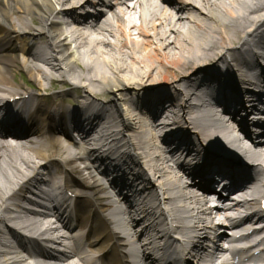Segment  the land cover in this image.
Segmentation results:
<instances>
[{
  "label": "bare ground",
  "instance_id": "obj_1",
  "mask_svg": "<svg viewBox=\"0 0 264 264\" xmlns=\"http://www.w3.org/2000/svg\"><path fill=\"white\" fill-rule=\"evenodd\" d=\"M256 71L264 78V0H0V127L24 128L35 138L24 164L0 158V264H25L29 242L13 226L45 211L72 229H88L104 252L89 264H156L160 252L196 259L210 246L222 256L223 243L235 242L226 227L264 220L260 189L248 194L256 195L251 204L257 210L242 216L238 204L223 206L229 199L212 203L214 194L177 162L175 147L157 150L154 182L129 166L131 147L144 154L150 115L165 105L173 114L190 110L200 123L197 131L184 121L189 130L183 137L206 148L209 171L246 179L242 163L248 162L264 172V135L237 132L229 115L195 106H207L210 86L218 87L222 101H238L233 87L251 88ZM57 84L66 89L54 90ZM129 89L150 90L128 97ZM104 92L112 99H102ZM87 134L112 147L109 162ZM99 166L132 175L121 184V206L97 185ZM217 175L206 184L216 183ZM136 196L146 198L142 210L131 203ZM162 199L172 206L166 223L156 217ZM178 234L186 238L183 251L173 238ZM56 258L74 264L68 254ZM251 261L264 262V256Z\"/></svg>",
  "mask_w": 264,
  "mask_h": 264
},
{
  "label": "rangeland",
  "instance_id": "obj_2",
  "mask_svg": "<svg viewBox=\"0 0 264 264\" xmlns=\"http://www.w3.org/2000/svg\"><path fill=\"white\" fill-rule=\"evenodd\" d=\"M60 88H65L64 86L60 85V84H57L55 87H54V90H58ZM150 89H145V90H135V89H129L127 90L125 93L127 94L128 97H131V96H134L135 94L134 93H137V96L139 97H142V95L145 94V92L149 91ZM112 94L108 93V92H104L103 95L101 96L102 99L104 100H110L112 99Z\"/></svg>",
  "mask_w": 264,
  "mask_h": 264
}]
</instances>
